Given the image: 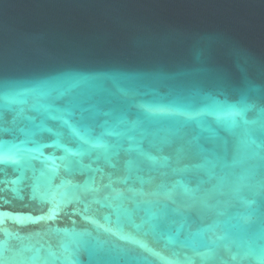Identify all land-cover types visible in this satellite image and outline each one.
Returning a JSON list of instances; mask_svg holds the SVG:
<instances>
[{
	"label": "water",
	"instance_id": "1",
	"mask_svg": "<svg viewBox=\"0 0 264 264\" xmlns=\"http://www.w3.org/2000/svg\"><path fill=\"white\" fill-rule=\"evenodd\" d=\"M0 157L3 264H264V0H0Z\"/></svg>",
	"mask_w": 264,
	"mask_h": 264
},
{
	"label": "snow or ice",
	"instance_id": "2",
	"mask_svg": "<svg viewBox=\"0 0 264 264\" xmlns=\"http://www.w3.org/2000/svg\"><path fill=\"white\" fill-rule=\"evenodd\" d=\"M67 123V122H66ZM5 161L3 160V158L2 157H0V163H4ZM0 264H3V262L2 261H0Z\"/></svg>",
	"mask_w": 264,
	"mask_h": 264
}]
</instances>
